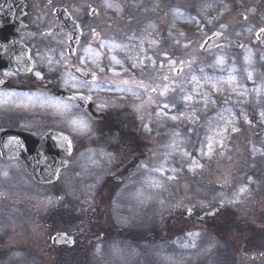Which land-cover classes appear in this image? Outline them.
Returning a JSON list of instances; mask_svg holds the SVG:
<instances>
[{"label": "flooded vegetation", "instance_id": "obj_1", "mask_svg": "<svg viewBox=\"0 0 264 264\" xmlns=\"http://www.w3.org/2000/svg\"><path fill=\"white\" fill-rule=\"evenodd\" d=\"M23 1L24 11L20 14V10H16L18 14L13 23L19 30H3L0 34L14 36L18 31L27 49L20 61L24 65L28 62L29 68L16 64L15 69L4 68L0 72V81L6 83L0 88V132L15 130L39 138L35 147L41 166L54 170L55 162L68 160L59 178L81 181L87 195L95 199V204L82 207L81 213L87 221L59 228L73 236L72 248L77 245V256L81 259H92L96 256L91 253L92 247L113 242L120 236L138 244L153 242L156 234L152 219L147 217V232L141 231L137 211V227L125 231L118 227L117 220H111V215L114 219L117 206L113 203L118 198L131 197L140 188L154 191V167L167 160L170 154L166 145L170 141L171 124L164 120L157 125L153 111L140 117L135 101L143 95L148 96L149 92L160 95V101L171 98L173 58L179 60L174 62L180 68L177 71L178 66L174 67L173 72L182 81L185 70L182 59L187 60V49L181 46L187 20L175 15L173 9L181 10L188 0H119L117 8L122 18L110 26V33H115L111 40L107 21L94 24L89 20L91 15L86 13L92 6H106L107 0ZM81 5L89 7L84 17L80 15V8L78 14L77 7ZM51 6L52 13L43 19L40 8ZM57 6L64 7L82 29L75 52L70 56L66 50L72 33L65 24L58 22L53 12ZM146 33L153 34L159 44L164 45L166 65L156 74L145 66H141L143 72H139L138 64L123 52H134L131 44L137 38L141 45L139 40ZM122 35L128 38V45H115ZM74 66L93 74L80 78L71 71ZM36 73H40V77ZM149 85H153L152 88L149 89ZM60 90L81 93L84 99L81 103L67 99L59 95ZM166 114L171 115L170 111ZM71 118L86 120L84 134L76 133ZM57 133L69 137L56 135L59 140L55 138ZM51 148L54 149L52 153ZM14 162L21 164L17 160ZM128 166L131 167L121 176L120 172ZM218 188L213 191L212 200H202L210 206L202 203L185 210L176 208L177 227L184 232L199 229L214 238L218 247L214 264H264V194L258 198V192L263 190L242 191L232 182L227 189Z\"/></svg>", "mask_w": 264, "mask_h": 264}, {"label": "rangeland", "instance_id": "obj_2", "mask_svg": "<svg viewBox=\"0 0 264 264\" xmlns=\"http://www.w3.org/2000/svg\"><path fill=\"white\" fill-rule=\"evenodd\" d=\"M111 1L108 0V3ZM196 2L197 7L202 8V10L194 11L199 18L198 29L192 24L191 17L188 15L190 10L195 8ZM188 9L189 11H186L185 6L181 10L173 9L175 15L187 20V27H189L186 43H182L181 46L184 48L186 44L187 57L192 60L189 65L187 64L188 66L186 65V73L182 76V79L186 80L185 91L181 94L183 87L179 90L181 86L178 80L171 86L172 98L167 103L160 101L157 95L152 96L150 92L149 96L140 97L136 102V110L140 117L149 115L153 111L158 125L165 120L162 110L170 109L173 112L167 123L182 126V130H171L170 133L173 136L171 144L174 147L177 144L181 146L186 165H171L166 160L159 163L155 171L161 175L169 173L171 183L155 177L154 191L139 194L142 205L151 206L155 210L154 224L157 229L164 225L161 217L168 206L198 205L201 199L210 196L212 186L216 190L218 184L228 187L232 182L235 186L238 185L239 189L247 191L252 188L251 190L259 191L262 190L259 185L264 178V131L259 126L260 122L262 124L264 121V116L261 115L264 113V71L260 72V66L264 67V35L261 41L255 38L257 31L264 28V0H196L189 4ZM118 14L122 18L118 10L108 9L105 14L92 21L100 25L101 21L106 19V24L111 26ZM244 14L251 18V21L243 23L241 17ZM212 32H221L249 40L246 44L247 48L241 51L220 48L200 54V43ZM149 43L150 47L158 49V42L150 40ZM153 47L149 50L152 54L145 53L144 58L139 61H149L148 71L154 70L153 73L156 74L163 65V61L159 62L162 57L157 59L158 55L155 56L157 52H154ZM172 60L179 61L175 58ZM171 66H174V62H171ZM152 86L149 85V89ZM174 88L177 93H174ZM230 95L233 99L235 98L234 101ZM186 96H191L192 99L187 100ZM234 110L243 113V120L237 117ZM174 111L179 112L176 114ZM185 111H194L200 117V123L188 124L184 127L186 123L180 114ZM173 116L177 118L172 119ZM251 116L257 119L258 124L253 122L254 118ZM75 120L86 123V120L81 118ZM240 122L246 124V133L238 130ZM233 125L236 131L233 130ZM72 127L76 130L74 125ZM233 131L234 144L231 140ZM84 132L76 131L81 135ZM247 136V140L242 138ZM209 144L212 145L210 154ZM193 161L201 166L197 167ZM7 166L8 164L0 167V264L78 262L80 258L76 252L77 245L74 249L65 252L66 256H63V259L69 260L65 262L58 258L60 249L51 244V236L58 226H74L76 220L69 219L66 215L55 218L56 214L53 211L60 205L90 206L95 204V199L87 195V190L81 181L72 186L70 182L63 179L60 182L62 188L64 187L63 197L59 200L53 187L41 188L36 183L25 180L19 171L20 168ZM179 190L185 191L180 194ZM79 191H85L86 194L82 192L79 194ZM258 193L259 198L264 194V189ZM132 200L136 201L135 198ZM114 205L117 207L113 214L114 219L111 215V220H117L122 228L137 227L134 219L136 214L142 218L138 222L139 228L147 227L148 218L142 217L144 210L140 207L131 208L137 203H133L130 199L125 201L123 198H118ZM255 208L253 204L252 210ZM118 210L119 213H117ZM70 211L72 210L69 209V213ZM137 211L139 213H136ZM117 239L122 241H108L92 247L91 253L97 256H93L90 260H83L82 263L202 264L204 262L214 264L215 261L213 256L206 257V255L202 260L203 256L199 253L194 254L200 257L202 262L188 257L187 260H183L185 256L178 250L188 249L189 251L191 248L195 250L201 244L200 236L196 233L185 235L169 244H157L160 246L155 245L156 248L151 253L148 247L135 246L121 238ZM207 245L217 250V243L213 240L210 241V245ZM172 247L173 250H169Z\"/></svg>", "mask_w": 264, "mask_h": 264}, {"label": "snow or ice", "instance_id": "obj_3", "mask_svg": "<svg viewBox=\"0 0 264 264\" xmlns=\"http://www.w3.org/2000/svg\"><path fill=\"white\" fill-rule=\"evenodd\" d=\"M260 33H264V28H261V29H260V32L257 33V35L259 36ZM86 52H92V50H91V49H86ZM95 55L98 56L99 53H96ZM112 59L115 60L116 58L113 57ZM116 62L119 63L118 60H117ZM100 70L103 71V68H101ZM116 74L119 75V73H116ZM36 75H37L38 77H40V73H36ZM41 78H42V77H41ZM124 83H127V81H124ZM185 99H187V100H191L192 97H191V96H186ZM165 107H167V105H165ZM261 115L264 116V113H261ZM176 118H177V117H175V116L172 117V119H176ZM71 123L75 126V128H76L77 130H80V131H85V130H87V124L84 123L83 121L72 120ZM234 130H235V129H234ZM208 149H209V154H210V153H211V150H212V145H211V144L208 145ZM185 155H188V153H185ZM193 164L196 165L197 167L201 166V165H199L196 161H193ZM242 191H243V190H242Z\"/></svg>", "mask_w": 264, "mask_h": 264}, {"label": "water", "instance_id": "obj_4", "mask_svg": "<svg viewBox=\"0 0 264 264\" xmlns=\"http://www.w3.org/2000/svg\"><path fill=\"white\" fill-rule=\"evenodd\" d=\"M222 42H227L228 44L233 45V46H239V42L229 41V40H226V39L218 38L216 36H211L210 38H208L205 41V43L203 44V48L216 46L217 44H220ZM63 237H65V236L64 235H56L53 238V242L54 243H62V242H64L63 241Z\"/></svg>", "mask_w": 264, "mask_h": 264}]
</instances>
